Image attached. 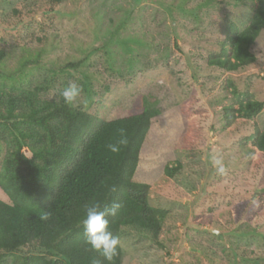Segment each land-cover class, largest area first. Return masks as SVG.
<instances>
[{"label": "rangeland", "instance_id": "374dc122", "mask_svg": "<svg viewBox=\"0 0 264 264\" xmlns=\"http://www.w3.org/2000/svg\"><path fill=\"white\" fill-rule=\"evenodd\" d=\"M25 4L0 0V96L37 90L58 101L75 82L82 94L74 109L100 119L141 106L153 113L132 179L149 186L150 205L167 217L157 240L122 228L121 264H264V157L250 140L264 132V30L252 66L229 73L208 65L232 26L247 27L256 1L62 0L45 30L40 16L13 26V10ZM15 29L32 35L26 47L16 45ZM233 89L262 111L251 120L234 113L228 124L226 109L238 108ZM9 147L0 145V172ZM178 165L167 177L165 168ZM0 200L9 202L1 190ZM28 252L3 260L21 264Z\"/></svg>", "mask_w": 264, "mask_h": 264}, {"label": "trees", "instance_id": "16d2710c", "mask_svg": "<svg viewBox=\"0 0 264 264\" xmlns=\"http://www.w3.org/2000/svg\"><path fill=\"white\" fill-rule=\"evenodd\" d=\"M61 1L26 0L12 12L17 20L13 26L40 16V26L45 30L44 20L56 13ZM255 1L247 27L242 31L230 28L232 35L208 60L209 66L233 73L256 62L250 49L264 30V0ZM10 34L22 47L32 41V35L25 39L18 29ZM232 95L238 108L226 109L228 124L234 113L251 120L263 109V103L249 94L241 99L233 89ZM152 117L147 106L113 119H100L66 105L62 97L58 101L41 100L37 90L1 95L0 145L9 143L10 147L0 172V190L9 201L0 200V264H6L4 253L23 249L29 252L21 264H121L120 244L109 262L85 242L81 221L84 206L91 202L120 205L116 215L108 217L109 230L119 240L125 227L145 230L157 240L167 212L150 205L147 184L132 179ZM121 129L127 143L113 153L107 145L121 138ZM250 140L257 154L264 157V132L255 131ZM179 170V165L167 166L164 172L172 178Z\"/></svg>", "mask_w": 264, "mask_h": 264}, {"label": "clouds", "instance_id": "9594fccd", "mask_svg": "<svg viewBox=\"0 0 264 264\" xmlns=\"http://www.w3.org/2000/svg\"><path fill=\"white\" fill-rule=\"evenodd\" d=\"M81 94L82 89L75 82H70L69 86L61 93L65 104L72 107L81 104ZM120 134L121 138L116 143L107 145L109 151L117 153L122 145H126L127 140L124 137L123 129L120 130ZM212 165L219 173L226 172L222 157L214 156ZM119 207L120 205L115 203L109 207L100 202H91L84 206V218L81 221L86 244L92 251L109 262L117 255L120 240L109 230L108 217L115 216ZM43 219H47V216H44Z\"/></svg>", "mask_w": 264, "mask_h": 264}]
</instances>
